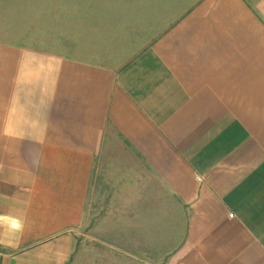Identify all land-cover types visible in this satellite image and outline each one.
<instances>
[{"label": "crops", "instance_id": "obj_1", "mask_svg": "<svg viewBox=\"0 0 264 264\" xmlns=\"http://www.w3.org/2000/svg\"><path fill=\"white\" fill-rule=\"evenodd\" d=\"M76 1L0 0V264H264V0Z\"/></svg>", "mask_w": 264, "mask_h": 264}, {"label": "rangeland", "instance_id": "obj_2", "mask_svg": "<svg viewBox=\"0 0 264 264\" xmlns=\"http://www.w3.org/2000/svg\"><path fill=\"white\" fill-rule=\"evenodd\" d=\"M134 1L88 0L89 11H128L131 2ZM4 2L6 10L1 11L4 15L2 38L38 48H43L49 42L48 33H44L47 26L43 25L40 13H48L50 7L56 10V6L57 11H60V8H65V2L70 8L73 7L74 11H80L81 7L80 2L76 0H4ZM76 260L75 256L73 264H76Z\"/></svg>", "mask_w": 264, "mask_h": 264}]
</instances>
